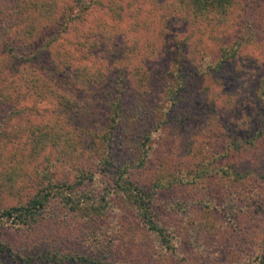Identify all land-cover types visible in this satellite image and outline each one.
Returning <instances> with one entry per match:
<instances>
[{"label":"trees","instance_id":"trees-1","mask_svg":"<svg viewBox=\"0 0 264 264\" xmlns=\"http://www.w3.org/2000/svg\"><path fill=\"white\" fill-rule=\"evenodd\" d=\"M235 3L237 0H0V109L10 108L7 118L18 112L12 106V92H28L32 97L51 101L52 108L63 114L76 111L74 104L68 109L71 104L68 92L42 77L34 67L44 55L53 66L49 72H65L76 89L86 86L99 91L109 83L113 90L109 96L104 93L111 112L100 133L84 126L79 128L76 140L66 134L51 133L48 123H56L51 114L42 122L26 123L25 143L3 153L8 156L6 159L0 154V168L7 179H13L17 169L34 164L38 155L48 148L55 157L43 161L41 170L46 172H37L33 192L13 206L0 207V226L2 219L18 226H32L44 219V211L66 208L76 216L71 220L75 224L74 237L95 252L92 257L78 256L77 264H113L110 253L119 246L121 227L111 220L109 211L122 215L133 210L136 220L155 235L160 246L172 247V230L158 221L151 206L154 194L167 185L198 186L200 182L201 196L207 189L210 174L221 176L229 170L230 187L248 190L249 197L259 204L264 196V173L256 178L252 175L248 182L245 178L251 174L235 169L232 159L235 151L252 147L253 153L262 144L264 114L253 122L234 121L229 130L217 124H213L217 127L214 128L205 120L202 127H208L207 139L202 141L200 150L187 152L191 163H172L164 156V147L168 146L171 135L165 128L170 124L169 112L178 106L185 107L184 114L174 118L177 123H185L189 118L190 99L183 93L182 79L174 84L166 81L168 74H174V64L168 72L158 70L165 86L155 96L148 88V79L141 75L144 68L138 62L140 58H165L167 52L172 54L168 43L170 26L189 21H208L213 27L221 22L220 28L230 25ZM96 10L100 13L92 15ZM195 33L200 36V28ZM116 38L120 45L115 44ZM236 44L240 45L237 41L219 43L214 58L203 62L199 72L221 70L223 63L233 59L235 52L231 47H237ZM192 45L197 47L195 43ZM179 53V47L174 48L172 58H178ZM47 69L42 66L43 72ZM195 71L198 73V68ZM125 78L137 84L145 79L144 87L136 88L133 103L128 102L130 107L124 99L127 97L124 88L119 85ZM255 93L264 112V79L258 82ZM117 126L122 127L118 134ZM242 127L247 128L249 135L238 138L236 131ZM154 148L162 152L155 154V175L145 183L137 182L131 173L145 169ZM17 150L19 153H15ZM114 150L118 156L113 154ZM249 153H244L243 159ZM52 164L66 166L72 175L71 182L66 176L54 179L45 169L49 170ZM174 165L178 168H173ZM89 183L98 186L100 192L88 190ZM227 194L229 197L224 196L227 201L236 199L234 192ZM4 250L7 246L0 240V264H4L1 260ZM73 256L57 252L53 247L42 251L39 259L44 261L41 264H63L66 259L70 262L77 259ZM260 263L264 264V260Z\"/></svg>","mask_w":264,"mask_h":264},{"label":"rangeland","instance_id":"rangeland-1","mask_svg":"<svg viewBox=\"0 0 264 264\" xmlns=\"http://www.w3.org/2000/svg\"><path fill=\"white\" fill-rule=\"evenodd\" d=\"M98 12L96 10L91 13L94 15ZM231 12L233 21L222 28L219 27L221 22L213 27L208 21L180 22L168 27L169 49H172L173 54V49L179 47L178 58H172L171 52H167L165 58L138 59L139 66L144 68L141 75L148 79L150 84L148 88L153 95L157 96L158 90L165 86V80L159 76L158 70L162 73L168 72V68H172L174 64L172 71L174 74H168L166 81L174 84L175 81L182 79L183 93L190 99L189 118L187 117L185 123H177V119H174L184 114L182 109H186L185 107L178 106L169 112L170 124L165 128L168 130L167 134L171 135L168 146L164 147L166 152L164 156L172 163H191L187 152L197 151L202 141L207 139L208 127H202L205 120L214 128L217 127L213 124H217L219 128L229 130L234 121L253 122L264 114L257 103L255 93L258 82L261 78L264 79V0H237ZM196 28H200V36L196 35ZM70 38L72 40V37ZM233 41L240 45L231 47L235 55L233 59L223 63L221 70L199 72L203 62L214 58L219 43L229 44ZM115 42L120 45L119 38H116ZM192 43L197 47L193 48ZM48 60L49 58L44 55L34 67L43 75L42 77L68 92L71 98L68 109L74 104L76 111L69 115L63 114L52 108L51 101L32 97L28 92L26 94L12 92V106L18 112L7 118L10 108L0 109V154L5 159L8 157L4 156L7 151L13 150L15 145L21 146V143H25L26 123L42 122L51 114L56 123L54 125L48 123V127H51L50 132L66 134L74 140L78 138L77 132L82 126L94 133H100L106 127V117L111 112V106L104 93L106 92L108 96L113 94L110 84L102 86L99 91L86 86L76 89L65 72L57 73L55 70L49 72L53 66L49 65ZM42 66L48 68V71L43 72ZM197 68L198 73L195 71ZM144 78L139 84L132 83L128 78L119 84L124 88L127 96L124 99H127L129 107L128 102L133 103L136 88L144 87ZM215 92L219 96H216ZM203 93L206 94L202 98ZM206 95L209 96L208 99ZM210 101H213L212 104ZM212 111H215V114H212ZM116 128L118 134L122 127ZM132 128L133 126L130 129ZM247 135L249 133L245 127L236 131L238 138ZM251 149L252 147H243L235 151L232 159L237 166L235 169L241 168L251 174L245 178L248 182L251 181L248 178L252 175L256 178V175L264 173V139L253 153ZM18 150L15 153H19ZM51 151L50 148L46 149L44 154H39L33 161L34 164L29 163L24 168L17 169L13 179H7L0 168V207L13 206L34 191L38 180L36 174L44 167L45 158L53 156ZM152 152L153 157L144 170L132 171L131 176L137 182L145 183L155 175V154L160 155L162 152L157 148ZM246 152L250 153L243 159L242 156ZM113 154L118 156L115 150ZM15 155L20 157L19 154L11 156ZM173 168L177 169L178 166L174 165ZM45 169L54 179L66 176L68 182H71L72 175L66 166L60 168L58 164H52L49 170ZM218 174L220 173L210 174L207 189L201 196L200 182L198 186L192 184L179 186L172 183L158 189L154 194L151 203L153 213L161 224H166L172 230L174 235L171 239V248L160 246L155 235L140 225L133 210L122 215L117 211H109V216H113L111 220L121 227L119 246L110 253L113 264H261L260 261L264 260V196L257 204L249 197L248 190H243L241 186L236 189L230 187L229 170L221 176ZM256 182L259 183L258 180ZM98 189V186L89 183L88 190L98 193L100 192ZM233 192L236 199L227 201L224 196L229 197L227 193ZM43 217L44 219H40L32 226H26L27 224L18 226L2 219L0 240L7 246V250L1 253L4 264H41L40 262L44 261L39 259L40 253L45 249L52 250L53 247L57 252L77 257L71 262L66 259L63 264H77L78 256L95 255L89 245L79 243L78 238L74 237L72 232L75 224L71 220L76 216L66 208L55 207L48 212L44 211Z\"/></svg>","mask_w":264,"mask_h":264}]
</instances>
